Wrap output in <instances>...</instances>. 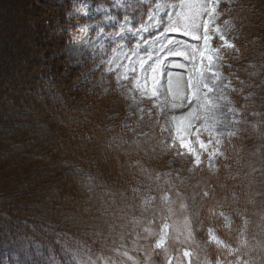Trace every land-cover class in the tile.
<instances>
[{
    "label": "trees",
    "instance_id": "16d2710c",
    "mask_svg": "<svg viewBox=\"0 0 264 264\" xmlns=\"http://www.w3.org/2000/svg\"><path fill=\"white\" fill-rule=\"evenodd\" d=\"M88 1L93 6L109 4V0ZM60 2L61 6L48 3L43 12L47 17L40 13L37 21V31L44 26L55 30L47 43L54 51L76 33L75 19L67 16L70 0ZM2 3L13 4L9 0ZM259 8L264 10V0H237L219 10L220 18L229 17L235 23L233 41L238 51L223 48L221 53L223 68L232 74L236 91L230 96L240 122L236 135L224 141V157L218 159L216 170L204 158L197 166L157 118L145 117L135 128L125 127L124 101L114 85L101 93L98 88L89 91L85 83L83 97H78L72 84L78 77L76 69L66 83L60 66L54 68L51 83L60 97L59 110L69 123L64 130L75 138L87 137L84 130L89 128L96 133V143L111 146V151L106 153V163L98 160V148L83 156L74 151L73 155L69 151L58 154L54 148L64 136L45 113L29 117L23 125L13 123L11 133L0 134L4 138L23 130L35 133L27 140L31 155L59 168L53 194L61 200L65 191L70 193L61 210L68 216L69 209L83 207L81 215L63 220L60 214L58 222L41 214L0 210V264H264V18L259 15L263 20L254 21ZM145 11L139 14L144 16ZM254 28L260 36L251 38ZM43 74L37 66L25 83L31 98L41 88ZM81 105L90 109L85 111ZM35 111L44 112L38 107ZM7 118L9 125L15 122ZM23 144L20 140L17 146ZM22 152L29 157L27 151ZM4 158L10 163L20 160L17 149ZM169 160L174 169L164 176ZM225 216L230 219L228 224ZM164 225L169 229L166 241L156 248ZM185 251L191 255L185 256Z\"/></svg>",
    "mask_w": 264,
    "mask_h": 264
},
{
    "label": "rangeland",
    "instance_id": "374dc122",
    "mask_svg": "<svg viewBox=\"0 0 264 264\" xmlns=\"http://www.w3.org/2000/svg\"><path fill=\"white\" fill-rule=\"evenodd\" d=\"M4 1L6 0H0V74H3L2 80L0 79V124L2 125L0 134L3 131L11 133V128L15 127L13 123L23 125L29 117H38L45 113L51 117V120L56 124L55 128L64 136L63 139L57 141L54 148V150L56 149L55 152L61 154L64 151H69V154H72L74 151L77 156H83L86 155L85 153L94 152L92 148H98L96 150L98 160L106 163L108 157H106V153L111 151V146L104 147L97 144L96 137L94 140L96 133L93 130L85 128L84 131L87 132V137L78 136L75 138H70L69 133L64 130V125L67 127L69 123L65 114L59 110L61 104L57 101L60 97L57 89L51 83V78L52 81H55L54 68L60 66V76L63 75V80L66 83L70 82L68 81V75L72 72L71 70L76 69L79 78L76 76L72 84L75 87L74 93L78 97H83L85 91L82 87L85 83H88L87 89L89 91H95V88H98L101 93L114 85V89L124 101L122 111L125 127L133 129L145 117L152 116L157 118L163 130L170 134L171 139L179 145V139L176 136V121L172 118L186 117L190 109L196 106V101L189 104L187 100H184L181 107L182 101L179 96L190 94L187 86L189 76H192L195 82L203 67L204 78L214 90L209 92L207 89H203L201 92L202 98L204 93H207L209 104L208 107L199 111L198 116L201 118L193 120L190 139L195 141L196 129L203 128L205 124L208 125L210 130L222 133V135H216L212 138L211 143L207 144L206 150L200 149L198 144H192L194 150L206 158L208 166L212 170L216 169V161L224 157L223 142L235 136H229L228 133L234 132L236 134L240 121L239 110L230 97L233 91L232 74L226 72L223 68L225 65L221 53L223 48H220L219 52H206V55L213 57L211 69H208L209 61L207 59L201 61L200 58V52L204 51L202 39L193 40L181 33H169L167 36H162L161 40H155L162 31V27H155L157 19L162 18L166 21V12L170 10L167 7H162L157 11L155 4L163 3L167 5L168 3H178V0H109L107 6H93L88 0H70L71 5L67 16L75 19L76 33L71 35L70 40L65 45L55 51L51 47L47 48V43L52 39L51 34L56 35L55 30L50 31L49 27L44 26L42 31H37V21L41 14L48 9V3L61 6L60 0H9L13 3L11 5L3 4ZM236 1L218 0L215 20L210 27L213 29L218 28L219 33H211L212 40L210 44L212 48L220 47L222 43L219 40L220 33L230 43L234 44L235 23L229 17L220 18L219 10H223L224 7L229 8ZM141 10H146L144 16L139 14ZM259 10L258 16L254 19L255 23L264 18V10L260 8ZM150 14L152 19H149ZM125 16L128 17L127 21L124 19ZM42 17L46 18L47 16L43 14ZM109 17L113 19H109ZM207 18V15H205L204 19ZM121 25L124 26L123 32H121ZM130 28L133 30L132 32L128 31ZM101 29H103V32L100 31ZM136 29L141 30L137 32ZM257 32L254 28L251 38L255 37ZM116 33L120 34L115 35ZM198 34L202 36L203 29H200ZM169 39L173 43L162 48L161 43L166 44ZM117 44L123 45V47L113 52L112 49ZM193 49H197L194 61L192 59ZM170 50L183 52L186 55H170ZM228 50L238 51L236 46L234 49ZM149 53H151V60H148ZM125 54H127V58ZM113 58H115L116 63L111 64L113 71L110 73L109 66ZM141 59L147 60L148 65L153 66L157 59L161 61L160 69L156 74L158 83L155 86V96L152 95V73L141 71L139 68ZM121 63L122 66L117 70V64ZM130 63L136 68V74L131 80H124L122 74L128 72ZM37 66L45 74L42 75L41 88L37 89L35 97L32 96L31 98V94L27 90L28 86L25 83L30 79L32 71ZM213 71L219 74V79L215 84H213L212 78ZM169 74L171 75L169 76ZM129 75L132 74L129 72ZM145 75L148 77L147 88L145 89L143 85L137 87L136 79L143 81ZM169 79L171 80V87L169 86ZM173 96L178 98L174 100ZM173 104L177 106L173 108ZM36 107L44 112H36ZM83 108H85V111L90 109L86 105ZM229 108H234L236 112H230ZM205 116L208 117L207 120L203 118ZM7 117H12V121L15 119V122L9 125ZM19 133L21 134V132H18L11 136L6 134L4 138H0V210L10 213L11 211H25L41 214V217L45 215L48 218L50 216V220L55 222H58L57 219L59 220L60 214H63V220H70L71 216L81 215L83 207L78 209L74 206L69 209L70 214L68 216L67 213L61 210V207L65 208L67 206L65 198L69 199L70 193L65 191L62 195L64 198H61V200L58 199L56 194H53V189L56 187L52 183L56 182L53 183L56 185L58 183L54 174L59 171V168L50 165L48 160L35 157L37 154L31 155V148L30 150L27 149V140L30 141L31 136L35 133H28L26 130H23L21 135ZM201 139L205 141L209 139L207 131L201 132ZM20 140L24 142L23 146H17ZM216 140H219L220 143L217 144ZM14 149H17L20 160L13 159L14 162L10 163L5 160L4 154L9 155ZM23 149L27 151L26 155L30 154L29 157L22 156ZM180 150L187 152L186 149ZM213 151L216 152V155L210 160L209 154ZM109 158H111L110 155ZM52 159L54 158L52 157ZM112 164H106L104 171L109 172L108 166ZM167 168L169 169L166 170L164 176L173 172L174 163L172 160L167 161ZM175 168L177 169V167ZM166 178L164 177V179ZM64 185H62V188H64ZM139 193L142 196L143 192L139 191ZM47 210H52L54 213L46 214ZM168 231L167 227L162 226L161 235L159 234L156 243L161 240V236H164V244ZM173 231L178 234L175 228H173ZM6 262L7 264H17ZM126 264L138 263L128 261Z\"/></svg>",
    "mask_w": 264,
    "mask_h": 264
},
{
    "label": "snow or ice",
    "instance_id": "6c2138e0",
    "mask_svg": "<svg viewBox=\"0 0 264 264\" xmlns=\"http://www.w3.org/2000/svg\"><path fill=\"white\" fill-rule=\"evenodd\" d=\"M217 4L218 0H178V3H168L167 5L163 3H156L155 8L157 11L162 8V7H167L170 9L169 11L166 12V21L162 18L157 19V23L155 27H162V31L160 36H157L155 38L156 41L161 40L162 36H167L169 33H181L184 36H189L193 40H203V46H204V51L200 52V58L201 61L204 59H207L209 61V64L207 65L208 69H211V62L213 57L211 55H206V52L208 51H216L219 52L220 48H228V49H234L235 45L230 43L225 36L220 33L219 34V40L222 42L220 44V47L218 48H212L210 41L212 40V32H217L219 33L218 28H211L210 25L213 24L215 20V15L217 13ZM207 15V19H204V16ZM109 19H113L112 17H109ZM124 19L127 21L128 17L125 16ZM149 19H152V15H149ZM200 29H203V35H199L198 32ZM124 26L121 25V32H123ZM141 29H136L137 32H139ZM103 32V29L100 30ZM129 32H132L133 30L130 28L128 29ZM120 33H116L115 35H119ZM155 42V41H153ZM172 40H167L166 44L161 43V47H166L167 44H172ZM123 45L117 44L115 48L112 49L113 52H116L117 49L122 48ZM197 49H193V56L192 59L193 61L195 60V53ZM170 55H186L183 52L179 51H171L169 52ZM135 55V53H133ZM127 58V54H125ZM151 53L148 54V60H151ZM116 60L115 58L112 59L110 62L109 66V72L111 73L113 69L111 68V64H115ZM147 65V67H146ZM122 66L121 64H117V70ZM161 66V61L157 59L155 61V65H148L147 60L141 59L139 62V68L141 71L148 72L150 71L152 73V84H153V90H152V95H156V90L155 86L158 83L157 80V72L159 71ZM129 72L132 75H129ZM136 74V68L131 65V63L128 65V72H125L122 74V77L124 80H131L133 76ZM171 74H169L170 76ZM212 78H213V84L216 83V81L219 79V74L215 71L212 72ZM147 75H145L144 80L141 81L140 79H136V85L137 87H140L143 85L145 89L147 88ZM169 86L171 87V80L169 79ZM188 89L190 90V94H186L183 96H179V99L182 101L181 107L183 106V101L187 100L189 104H192L193 101H196V106L191 108L190 111L188 112L186 117H173L172 119L176 121V136L179 139V148L180 149H186L188 154L192 155L193 158L195 159V163L197 166L201 163V155L199 152L194 150L192 147V144H198L199 148L202 150H206L207 144L211 143L212 138L216 135H222V133L214 132L210 130L207 124L203 128H198L195 131V141H192L190 139V130L193 127V120L199 119L201 117L198 116V113L201 109L208 107L209 101L207 98V93L205 92L203 95V98L201 97V92L203 89H207V91L211 92L213 91V87L210 86L205 78H204V68L202 67L200 70V74L198 79L194 82L192 76H189L188 80ZM227 86V85H226ZM236 89H233V92H235ZM177 96H173V99H177ZM177 105L173 104V108H175ZM230 112L235 113L236 110L234 108H229ZM205 120L208 119V117H203ZM202 131H207L209 139L205 141L204 139H201V132ZM229 136H234V132H229ZM216 143L219 144L220 141L216 140ZM175 146V144H173ZM216 155V152L213 151L209 154V159L211 160L213 156ZM204 195H208L207 192L204 193ZM165 199H167L165 197ZM223 216L224 214L221 213ZM227 220L228 217H225ZM246 223V222H245ZM166 228L167 225H164ZM145 231H148V229H145ZM209 234L212 235L211 230L209 231ZM243 233H241L242 235ZM213 239L215 237L213 236ZM163 241H164V236H161V240L156 243V248H161L163 247ZM217 243L219 241L217 240ZM241 243H244L243 241ZM185 256H190L191 253L185 251L184 252ZM219 264V262H217Z\"/></svg>",
    "mask_w": 264,
    "mask_h": 264
}]
</instances>
